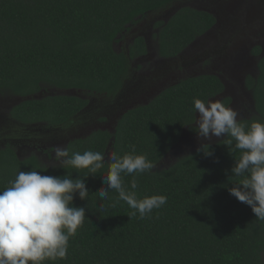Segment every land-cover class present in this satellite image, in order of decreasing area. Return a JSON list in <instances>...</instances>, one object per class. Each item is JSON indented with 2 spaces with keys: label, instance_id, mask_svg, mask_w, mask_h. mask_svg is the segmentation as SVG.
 Wrapping results in <instances>:
<instances>
[{
  "label": "trees",
  "instance_id": "16d2710c",
  "mask_svg": "<svg viewBox=\"0 0 264 264\" xmlns=\"http://www.w3.org/2000/svg\"><path fill=\"white\" fill-rule=\"evenodd\" d=\"M175 1L0 0V97H25L48 88L113 95L128 76L134 52H145L142 39L134 41L129 57L117 52V37L139 18ZM212 23L205 13L180 9L160 31L159 54L176 55ZM258 72L246 80L255 109L250 118L240 120L246 125L264 122V59ZM222 89L213 76L182 80L125 113L114 134L98 131L71 142L70 152H104V164L109 162L107 154L123 156L134 145L135 154L154 164L151 173L135 176L138 198L164 195L167 203L144 219L130 216L132 209L123 201L112 207L117 193L110 192L108 200L95 193L106 188L101 178L107 174L105 166L87 177V200L74 197L73 206L86 209L85 222L69 239L67 258L44 264H264V220H257L250 207L228 191L239 183L231 168L240 151H228L222 143L226 137L207 144L211 156L197 150L157 168L185 127L197 132L193 100L208 101ZM85 104L74 96H45L15 106L7 118L59 126L72 121ZM31 170L72 179L87 174L86 169L47 168L34 157L21 160L10 145L0 147V191L18 171ZM121 175L128 186L133 175Z\"/></svg>",
  "mask_w": 264,
  "mask_h": 264
},
{
  "label": "flooded vegetation",
  "instance_id": "af4514ba",
  "mask_svg": "<svg viewBox=\"0 0 264 264\" xmlns=\"http://www.w3.org/2000/svg\"><path fill=\"white\" fill-rule=\"evenodd\" d=\"M182 8L205 13L213 18V23L179 53L164 57L159 54L160 31ZM118 37H123L125 45L118 44L117 52L129 57L130 47L136 39L143 40L145 52H134L129 60L128 76L116 93L92 96L76 90L74 97L86 104L72 121L59 126L45 122L20 123L8 119L11 110L5 109L0 120V147L10 145L21 160L34 157L47 168L60 166L54 159L56 147L68 148L71 142L86 139L98 131L114 134L125 113L148 104L182 80L199 76H213L223 86L222 91L208 101L224 104L229 99L226 107L238 112L239 121L254 114L251 88L246 85V80L258 75L259 62L264 59V0L175 1L166 9L139 18ZM113 47L116 49L115 43ZM185 128L182 141L185 142L187 137L191 146L201 139L197 128L195 133ZM222 137L212 138L217 142ZM185 149L187 147L181 151ZM168 154L161 162H168Z\"/></svg>",
  "mask_w": 264,
  "mask_h": 264
},
{
  "label": "clouds",
  "instance_id": "9594fccd",
  "mask_svg": "<svg viewBox=\"0 0 264 264\" xmlns=\"http://www.w3.org/2000/svg\"><path fill=\"white\" fill-rule=\"evenodd\" d=\"M198 117L195 125L198 136L211 140L214 136L226 137L222 143L228 151H240L231 174L239 183L228 189L229 194L249 206L257 220H264V122L253 120L249 125L240 122L238 112L220 101L193 100ZM123 156L113 151L87 150L70 152L67 147H56L54 159L62 169H86L87 174L72 179L43 175L42 172L18 171L9 186L0 191V264H44L45 261L66 259L68 242L85 222L84 207L73 206L74 197L87 200L90 196L86 179L107 166V174L101 176L105 187L96 190L102 200L109 193H117L112 203L125 202L132 209L130 216L149 217L167 203L164 195L138 198V182L135 176L149 174L154 164L143 154H135L134 145ZM206 148V151L202 150ZM200 151L211 156L210 146L202 145ZM133 175L126 186L122 175Z\"/></svg>",
  "mask_w": 264,
  "mask_h": 264
},
{
  "label": "water",
  "instance_id": "95a60500",
  "mask_svg": "<svg viewBox=\"0 0 264 264\" xmlns=\"http://www.w3.org/2000/svg\"><path fill=\"white\" fill-rule=\"evenodd\" d=\"M54 95L76 96L77 95V91L74 90V89H68V90H65V91H61V90H54V91L53 90H45V91L39 92L38 94H34V95H30V96H25V97L15 96V97H12L10 99H1L0 98V107H1V109H0L1 110V112H0V120H1V116L5 113V109L6 110H11L14 106L19 105L22 102L30 101V100H40V99L44 98L45 96H54ZM196 117H198V113H196L195 118ZM193 126L196 127L195 124H193ZM185 130H186V128L183 129L179 141L171 148V150H170V152L168 154L169 156L176 149L177 150H180L181 149V144L183 142L182 141V135L184 134V131ZM211 143H215V142H210L209 144H211ZM201 144L202 145H205V144H208V143L207 142H201ZM201 144H198V146H197L196 149L189 148V151L190 152H194V151L198 150L200 147H202ZM175 158H177V156H175L174 159ZM161 165H162V162H160L158 166H161Z\"/></svg>",
  "mask_w": 264,
  "mask_h": 264
},
{
  "label": "rangeland",
  "instance_id": "374dc122",
  "mask_svg": "<svg viewBox=\"0 0 264 264\" xmlns=\"http://www.w3.org/2000/svg\"><path fill=\"white\" fill-rule=\"evenodd\" d=\"M133 27V26H132ZM127 35H128V33H127ZM118 38V40H117V42H115V48H116V51L118 50V44L119 45H122V46H124L125 45V41H124V39H123V37H121V38H119V37H117ZM50 90H52V89H50ZM54 90H58V89H53V91ZM56 92V91H55ZM13 97H15V96H13ZM1 99H10V98H12L11 96H4V97H0ZM17 106V105H16ZM15 107V106H14ZM13 107V108H14ZM0 109H1V107H0ZM0 112H1V110H0ZM245 119V118H244ZM196 128V127H195ZM222 139V138H221ZM221 139H219V140H221ZM185 142L183 141L182 142V144H181V149L180 150H175V151H173V153H171V155H170V159L168 160V162L166 161V162H162V165L161 166H158L157 168L158 169H162V168H165V166L168 164H170L171 162H174L178 157H181V156H183V155H186V154H189V153H192V152H190L189 151V148H191V149H196L197 148V146H198V144H201V142H207L208 144L210 143V142H212V141H214V139L213 138H211V140H204L203 138H201V139H195L196 140V142L194 143V144H192L191 146L189 145L190 143H189V140L187 139V137L185 138ZM218 140V141H219ZM217 141V142H218ZM215 142V141H214ZM202 145V144H201ZM184 147H187V149H185L184 151H181ZM201 148V147H200ZM199 148V149H200ZM198 149V150H199ZM179 151H180V154H179ZM197 151V150H196ZM195 152V151H194ZM175 156H177V158H175L174 159V157ZM171 159H173V161L171 160Z\"/></svg>",
  "mask_w": 264,
  "mask_h": 264
}]
</instances>
